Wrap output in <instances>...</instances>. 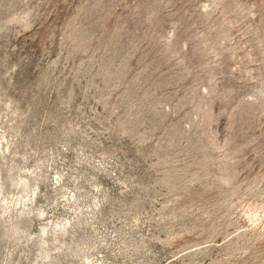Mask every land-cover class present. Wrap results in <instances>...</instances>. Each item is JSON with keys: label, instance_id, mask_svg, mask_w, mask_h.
I'll use <instances>...</instances> for the list:
<instances>
[{"label": "rangeland", "instance_id": "374dc122", "mask_svg": "<svg viewBox=\"0 0 264 264\" xmlns=\"http://www.w3.org/2000/svg\"><path fill=\"white\" fill-rule=\"evenodd\" d=\"M0 264H264V0H0Z\"/></svg>", "mask_w": 264, "mask_h": 264}, {"label": "bare ground", "instance_id": "6f19581e", "mask_svg": "<svg viewBox=\"0 0 264 264\" xmlns=\"http://www.w3.org/2000/svg\"><path fill=\"white\" fill-rule=\"evenodd\" d=\"M60 226H61V224H60ZM62 230V229H61ZM59 232V231H58ZM65 232V231H64Z\"/></svg>", "mask_w": 264, "mask_h": 264}]
</instances>
